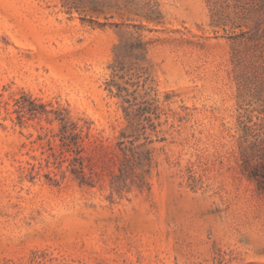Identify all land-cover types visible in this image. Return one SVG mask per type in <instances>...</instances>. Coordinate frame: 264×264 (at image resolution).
<instances>
[{
    "label": "rangeland",
    "instance_id": "obj_1",
    "mask_svg": "<svg viewBox=\"0 0 264 264\" xmlns=\"http://www.w3.org/2000/svg\"><path fill=\"white\" fill-rule=\"evenodd\" d=\"M0 264H264V0H0Z\"/></svg>",
    "mask_w": 264,
    "mask_h": 264
}]
</instances>
